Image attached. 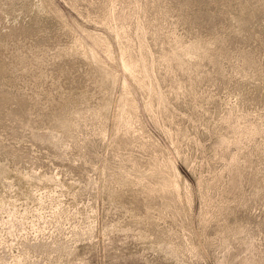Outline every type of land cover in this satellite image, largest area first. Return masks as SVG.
I'll return each instance as SVG.
<instances>
[{"label": "rangeland", "instance_id": "1", "mask_svg": "<svg viewBox=\"0 0 264 264\" xmlns=\"http://www.w3.org/2000/svg\"><path fill=\"white\" fill-rule=\"evenodd\" d=\"M0 264H264V0H0Z\"/></svg>", "mask_w": 264, "mask_h": 264}, {"label": "bare ground", "instance_id": "2", "mask_svg": "<svg viewBox=\"0 0 264 264\" xmlns=\"http://www.w3.org/2000/svg\"><path fill=\"white\" fill-rule=\"evenodd\" d=\"M131 69H132V68H131ZM134 69H135V68H134ZM13 222H15V220H14ZM15 224H16V223H15ZM11 225H12V224H11ZM11 225H10V226H11ZM13 226H14V225H13Z\"/></svg>", "mask_w": 264, "mask_h": 264}]
</instances>
